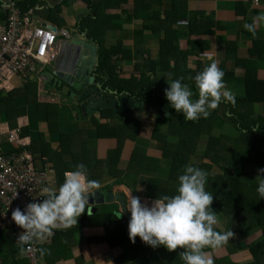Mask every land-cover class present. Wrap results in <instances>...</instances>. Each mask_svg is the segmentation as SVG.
Instances as JSON below:
<instances>
[{
    "label": "crops",
    "instance_id": "0c3cea01",
    "mask_svg": "<svg viewBox=\"0 0 264 264\" xmlns=\"http://www.w3.org/2000/svg\"><path fill=\"white\" fill-rule=\"evenodd\" d=\"M15 1L19 4L22 0ZM39 1L30 13H26L33 23L70 29L73 44L78 46L61 48L56 64L47 67L39 80L31 79L23 84L11 81L12 88L0 90L3 149L7 154L26 152L30 155L37 168L47 170V186L59 187L64 182V173L83 163L88 179L100 183V188L92 192H102L103 195L110 192L114 199L87 205L88 211L78 218V223L84 222L87 214L97 211L101 226H98V220L94 224L90 220L86 224L89 227L83 225L74 234L67 233L72 227L58 228L65 233L64 238H60V244L67 247L64 250L59 248V243H53L57 236L55 229L51 236L37 240L38 255L43 264H114V260L122 255L126 264L134 263L141 258L137 251L123 250L119 246L109 248L104 230V227L117 224L128 227L122 216L123 208L127 210V197L132 193L142 204L151 207L159 196L177 194L178 177L186 165L207 171L205 187L212 184V176H222L223 171L205 157L209 138H237L240 132L233 122L226 121L225 114H230L226 109L230 105L223 100L220 104L225 107H219L217 112L211 110L209 115L214 113L218 117L217 124L208 127L205 122L203 125L207 126L203 131L193 134H188L185 123L188 127L202 123V117L189 121L182 113H176L172 122L169 111L128 94L120 97L128 96L139 102L138 108H88L84 103L85 90L71 86L64 79L72 71L66 67L75 60L73 57L80 48L88 54L85 59H90L88 47L96 46L86 28L90 27L95 33L97 20H101L104 47L120 45L124 52V55L118 53L110 60L119 84H129L134 70H141L140 74L166 83L169 78L172 80L174 65L179 61L178 76L190 87L193 72L203 70L215 60L225 73L227 89L235 94L236 99L244 98L248 67L255 64L258 78L264 80V1L256 6L249 0H97L98 4L94 0L89 4L83 0H68L58 11L56 8L61 0ZM253 20L256 23L255 36L244 28L245 23ZM178 21H186L187 25H178ZM192 21L199 22V25L196 23L190 28ZM82 22L83 30L80 29ZM164 40L168 50L164 53L165 59L160 60V45ZM228 41L234 44L231 51L226 46ZM156 62L159 63L152 66ZM61 67L62 70L58 71ZM95 69L93 66L87 76L94 78V86L100 88L103 95H108L106 92L112 88L102 87L96 80ZM63 87L68 88L67 94ZM195 93L198 99L196 86ZM251 111L252 119L264 117V102L255 103ZM160 114L167 120L155 127ZM7 133L13 136L10 142L6 140ZM184 139L188 140V144L182 147V150L186 149L181 155L185 164L178 176L172 178L174 154L179 153ZM127 214L131 218L128 210ZM217 216L216 227L224 232L227 219L219 213ZM7 235H1L10 243L0 246V264H26L19 255L20 249L10 251L17 244ZM237 237L242 238L235 234L227 245L239 247L240 251L233 254L232 259L244 263L248 259L244 247L248 244L240 242ZM93 239L103 242L88 244ZM162 247L149 246L146 250L158 251V258L163 263L168 250ZM212 249L206 248L205 251L212 255Z\"/></svg>",
    "mask_w": 264,
    "mask_h": 264
},
{
    "label": "trees",
    "instance_id": "16d2710c",
    "mask_svg": "<svg viewBox=\"0 0 264 264\" xmlns=\"http://www.w3.org/2000/svg\"><path fill=\"white\" fill-rule=\"evenodd\" d=\"M12 1L22 14L30 13L29 11H32L34 6L40 2L39 0H22L18 4L15 0ZM67 1L68 0H61L60 5L56 10L58 11ZM83 1L89 4L91 0ZM94 2L95 4H98L97 0H94ZM1 6L0 3V21L5 19L6 16ZM95 6L97 8V5ZM101 23V20H97L96 36L95 33L91 31L90 27L86 28L90 38L95 42L97 49L98 60L94 72V74H96V80L101 83L102 87H111L112 89L110 91L117 96L128 94L135 99L143 100L145 103L169 111L171 114L169 119L174 122L173 118L176 119L177 112L170 106V103L166 98L165 89L169 87L167 82L164 83L155 78L151 79L149 76L140 74V72L142 73L141 70H134L131 73V81L129 84L121 85L118 83L115 71L110 65V60L118 53L124 55V52L121 50L120 45H115L108 49L104 47L102 42L103 31L100 28ZM196 23L198 26L199 22H190V28L191 26L196 25ZM81 24L82 26L80 29L83 30V22ZM212 26L214 25L212 24ZM165 42L166 41L164 40L160 45V60L165 59L164 53L168 50ZM226 46H228V50L231 51V46H234V44L228 41L226 42ZM158 63L159 62L152 63V66H156ZM180 69L178 61V63H175L174 65L172 80L180 79L178 76ZM200 71L202 70L194 71L192 78ZM191 82L192 86H190V88L194 92L193 99H196L194 79H191L189 83ZM182 83L187 84L183 80ZM245 85L246 96L244 98L236 99L235 105L229 102L230 107L226 110H229L230 114H225V116L228 117L226 121H231L236 125L240 132L239 137L209 138L205 157L219 167L223 171V175L212 176V184L207 185L205 190L214 196L211 205L213 211L216 214L219 213L223 215L227 219L224 232L231 230L235 234L246 238L252 237L256 234L260 235L252 244L244 247L251 259H246V262L244 263L236 262L232 259V255L237 253L238 250L240 251V249H238L239 247L236 248L235 245H225L210 250V252H212L214 264H264V199H261L257 192L260 179L257 177L260 175L258 170L264 169V117H259L258 119H252L250 117L252 113L251 107H253L255 103L264 102V80L258 78L257 67L255 64L248 67L246 71ZM219 107H225V105L220 104L214 111L217 112ZM166 120L167 118L162 117V114H160L156 120L155 127ZM203 120L204 122L190 127L185 123L186 128L188 129V134H193L194 132L197 133L199 131L202 132L207 124L208 127L217 124L218 117L212 113V116H209L207 119L202 117L201 121ZM205 122H208L206 126L203 125ZM220 123H224V121ZM187 141V139H184L181 143L179 153L174 154L172 178L178 176L177 174H179L181 168L185 164L181 155H183V152L186 150L185 148L182 150V147L183 144H185V146L188 144ZM224 182L225 185L223 186ZM88 209V206H86L85 211H88ZM87 215L88 216L85 218L84 222L81 221L74 226V228L72 227L70 231L68 230L67 233L74 234L75 232H78L83 225L84 227H89L86 224L90 222V220H92L91 224H94L95 220H98V224H100L98 226L102 225L99 223L100 215L97 214V211L96 213H90ZM214 228L216 231H219L216 226H214ZM104 230L106 233L105 239L109 248L119 246L123 250L128 248L137 251V254L141 257L140 260L129 264H184L179 257V253L183 251L182 249H177L174 252L168 251L167 259L162 263L158 258V251H155L152 248L146 250L149 245H146L139 237L136 238L134 244L131 242L127 226L123 227L122 224H117L111 227H104ZM56 231L57 236L54 238V242H52L60 244V238H64L65 233H62L59 229ZM7 242L10 243V241L4 236H0V246ZM102 242L103 241H100L99 239H93V242H88V244H102ZM65 246V244H60L59 248L64 250L67 248ZM13 248L14 247L12 246L10 251L19 250V246ZM162 248L165 249L164 246ZM44 250L48 251L47 249ZM114 262V264H126L123 255L118 256Z\"/></svg>",
    "mask_w": 264,
    "mask_h": 264
},
{
    "label": "clouds",
    "instance_id": "9594fccd",
    "mask_svg": "<svg viewBox=\"0 0 264 264\" xmlns=\"http://www.w3.org/2000/svg\"><path fill=\"white\" fill-rule=\"evenodd\" d=\"M244 28L255 36V20L245 23ZM224 75L218 62L212 60L191 78L195 81L198 99H193L194 92L188 84L182 83L183 78L167 80L166 98L186 120L207 119L222 100L233 105L236 103L235 94L226 87ZM258 172L257 192L264 199V169ZM208 175L203 169L186 165L183 174L178 177L177 194L159 196L151 207L142 204L140 198L131 193L126 199L131 218L127 210L122 212L129 224L131 242L134 244L139 237L153 248L164 246L169 252L182 249L179 257L184 264H214L212 255L205 249L227 245L235 233L231 230L219 232L214 228L219 221L211 208L214 196L205 190ZM99 188V181L88 179L86 166L80 163L75 170L64 173V182L59 187L49 185L43 188V202L29 203L24 211L19 207L13 210L12 220L24 230L16 242L20 252H25L26 247L30 249L35 241L51 236L55 229L76 226L89 204L90 194ZM100 195L103 193L100 192ZM1 235L4 233L0 231Z\"/></svg>",
    "mask_w": 264,
    "mask_h": 264
},
{
    "label": "built area",
    "instance_id": "2783aa9c",
    "mask_svg": "<svg viewBox=\"0 0 264 264\" xmlns=\"http://www.w3.org/2000/svg\"><path fill=\"white\" fill-rule=\"evenodd\" d=\"M249 1L257 6L264 0ZM0 3L6 15L0 21V90L3 91L13 87L11 81L23 84L34 78L39 80L47 67L56 64L61 48L76 45L70 29L46 23L35 25L31 16L20 13L12 0H0ZM3 137L0 131V231L8 233L16 244L24 230L12 220V211L17 207L24 211L29 203L43 202L47 170L37 168L26 152L7 154L2 146ZM6 140H13L11 133H7ZM38 252L35 241L19 255L27 264H43Z\"/></svg>",
    "mask_w": 264,
    "mask_h": 264
},
{
    "label": "water",
    "instance_id": "95a60500",
    "mask_svg": "<svg viewBox=\"0 0 264 264\" xmlns=\"http://www.w3.org/2000/svg\"><path fill=\"white\" fill-rule=\"evenodd\" d=\"M45 25V24H44ZM78 44L75 46L77 47ZM90 52V59L87 58V53L83 51L81 48L79 51L75 54L72 63L67 66L66 68L72 69L70 72V75L68 77L64 76V79L68 84L74 87H78L79 90H85L84 95V103L88 108H112V109H119L122 110L124 107H130L134 106L136 108L139 107V102H135L133 99L129 98L128 96H122L120 97L113 94L111 91L106 92L108 95H103L100 90V88L95 87L93 84V77H88L87 74L90 73L93 66H97L96 62V48L94 47H88ZM78 50V48H77ZM77 55V56H76ZM93 58V59H91ZM60 64V63H59ZM58 64V65H59ZM61 68H58V71H61ZM88 77V78H87ZM79 83V85H78ZM88 84V86H87ZM68 88L63 87V92L67 94ZM105 93V92H103ZM102 193V192H101ZM110 192H104V195H100V192H92L89 196V204L88 205H96L104 202H111L113 201V197L110 196ZM126 210L123 208V213H125ZM128 217V215H125Z\"/></svg>",
    "mask_w": 264,
    "mask_h": 264
},
{
    "label": "rangeland",
    "instance_id": "374dc122",
    "mask_svg": "<svg viewBox=\"0 0 264 264\" xmlns=\"http://www.w3.org/2000/svg\"><path fill=\"white\" fill-rule=\"evenodd\" d=\"M75 45H77V43H74ZM42 76V75H41ZM40 76V77H41ZM224 224V223H223ZM222 224V225H223ZM224 226V225H223ZM259 235L260 234H256V235H253L252 237H249V238H246V237H242V238H239V237H237V240H240V242L241 241H243V242H245L246 244H248V245H250V244H252L253 243V241L254 240H256L258 237H259ZM248 259H251L250 258V255H248Z\"/></svg>",
    "mask_w": 264,
    "mask_h": 264
}]
</instances>
